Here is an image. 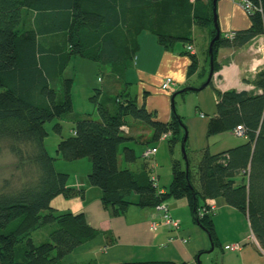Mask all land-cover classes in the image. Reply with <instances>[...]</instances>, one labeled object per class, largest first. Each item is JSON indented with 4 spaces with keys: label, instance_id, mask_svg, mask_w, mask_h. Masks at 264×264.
<instances>
[{
    "label": "trees",
    "instance_id": "obj_1",
    "mask_svg": "<svg viewBox=\"0 0 264 264\" xmlns=\"http://www.w3.org/2000/svg\"><path fill=\"white\" fill-rule=\"evenodd\" d=\"M252 1L256 9L247 14L250 26L234 32L232 39L221 33L216 41L215 72L220 68L219 47H243L264 34V0ZM212 6V0H0V155L7 150L15 159V171L0 181V264H60L102 233L88 224L85 213L58 214L51 207L60 195L83 194L68 187L69 174L55 169V158L45 144L46 123L74 112L75 80L65 75L72 59L82 57L107 66L108 75L129 86L125 74L140 51L143 32H151L162 46L170 48L178 42L193 43L191 29L198 26L210 29L205 50L209 61L208 46L215 36ZM187 53L193 70L197 57ZM208 74L204 71L206 79ZM253 84L251 91L217 92L208 135L243 126L245 138L219 153L204 151L198 164L200 189L194 186L190 163L186 170L176 158L172 159L173 178L167 192L153 184L147 162L141 174L119 167V148L132 139L121 129L130 124L128 117L152 130L150 143L170 134L171 153L176 142L183 141L186 126L175 111L170 120L161 121L129 92L122 100L112 99L114 95L103 90V85L91 98L99 117H76L74 134L58 143L57 153L66 161L91 160L88 180L103 191L102 204L113 215L125 213L133 204L127 199L132 193L138 195L136 204L142 207L185 197L196 222L216 244L214 214L200 217L199 212L208 208L206 199L223 198L247 217L264 249V68ZM53 128L61 133L59 122ZM123 153L126 162L136 161L134 149L125 147ZM45 225L50 226V241L35 244L31 232Z\"/></svg>",
    "mask_w": 264,
    "mask_h": 264
},
{
    "label": "crops",
    "instance_id": "obj_2",
    "mask_svg": "<svg viewBox=\"0 0 264 264\" xmlns=\"http://www.w3.org/2000/svg\"><path fill=\"white\" fill-rule=\"evenodd\" d=\"M217 13L220 31L224 35L246 29L251 24L250 16H248L246 12L232 0H219L217 4ZM183 30H185V28ZM197 36L202 39L200 56H198V48L196 44ZM190 38V42H193L197 48L196 59L198 61L193 70H190L192 57L187 53L185 43L182 42V46H178V44L175 43L172 47L166 48L158 42V39L154 34L151 32H143L139 37L140 50L142 51V49L146 47L149 51L146 55L149 54L150 56L152 52H155L154 56H158L156 63H154L150 57L145 60L143 58V56H145L143 52V56H138L136 62H134V65L136 64L134 67L138 75L143 78H147V76L149 77L147 79L148 82L144 84L150 89H152V86L155 87L153 72L160 67L165 76L163 79L162 77L157 79V85H159L160 88L162 82L166 78H172L176 81V86L171 92L177 91L183 87L186 88L187 84L195 87L202 85L206 80V77L203 75L205 61L204 52L209 42L210 29L193 26ZM148 43L149 47L146 46ZM216 59L218 64H220V68L216 71L212 79V84L208 86L212 89L211 93H213V95L211 96L215 101V105L218 101V91L225 92L231 89L238 91H251L255 88L253 80L257 73L264 68V34L256 37L243 47H219ZM97 64V72L104 76L102 79V82L104 83L103 90H107L108 82L106 76L109 74V69L107 66H100L99 63ZM149 64H151V66H149ZM152 70L154 71L152 72ZM192 80H194L193 83ZM195 80L199 85L194 84ZM96 89L98 88H95V90ZM180 91H182V89ZM131 97L137 98V95L134 97L131 95ZM143 102L146 104L145 100ZM146 108L149 111L156 112V109H154L155 107L152 105L148 107L146 104ZM209 111H211V118L214 117L216 106ZM198 114L201 119H205L204 117H201V114L206 115L204 112L199 111ZM75 117H77V115ZM171 117L172 114H168L165 117L162 116V119L168 121ZM210 119L205 123L207 137H209V139L212 136H221L223 137V140L230 139V136L235 137L232 131L208 135ZM127 127L128 135L132 139L128 140L119 148V167L121 169H130L136 174H141L145 166L144 160L141 167H137L136 169L135 165L137 164L135 162H137V159L134 162V166L133 163L126 162L123 150L125 147L134 149L133 143L135 142L144 146L142 147L143 154L146 148L152 147L150 146L152 130L145 125L148 136H146L143 141L144 137H137L131 134V124ZM183 131L185 135V130L183 129ZM165 138L167 137L164 136L160 140ZM224 143L225 141H222L218 145L219 150L214 153L227 150L233 146L239 145L241 142L236 141L235 144L228 145H224ZM201 150L203 153L206 150L210 151L208 139ZM57 156L58 157H54L55 161L58 159L63 160L58 153ZM157 156L158 150L156 148L155 157L157 158ZM188 160L190 163L189 157ZM84 163L86 169L81 171L80 167ZM69 165L70 166L68 167L72 168V170H56L58 172L68 173L70 176L68 187L75 190H82L83 194L82 196H76L73 198H67L60 195L52 200L51 207L58 214L85 213L88 224L91 227L100 230L102 233L94 240L78 247L71 254L66 256L60 264H119L127 261L150 260H169L178 264L182 262L197 264L198 257H200L202 264H216L211 257V254L216 251V248H219L220 250L218 256L220 261L218 264H264V249L253 234L247 217L235 208L227 205L223 198L206 199L204 202L205 207H214L213 213H209L214 214L213 223L216 234V244H214V248L212 249L211 237L209 233L196 222L187 198L172 197L166 201L169 208V214L174 219L180 220V228L174 230L170 226L161 223L159 228L155 230L152 227V223L154 221L161 222L162 217V213L156 210V206L142 207L137 205L136 202L139 197L132 193L127 199L133 204L128 207L125 213L113 215L111 210L105 208L102 204L103 191L99 187L92 186L88 180V175L92 171L91 160L85 158L77 161H70ZM182 166L186 168V165L184 166L183 162ZM157 167H159L158 163ZM161 173L162 171L157 174L158 187L161 192H167L173 177L171 176V179L169 177L166 183L161 184ZM242 217L245 219V226L243 228L236 225L237 222L243 221ZM46 226L47 225L42 226L41 228ZM48 227L50 228V226ZM38 231L41 230H33L31 232V238L34 243L41 244L49 242V230H46L43 236L36 238L35 235ZM171 238L172 241H170ZM184 240L186 241L184 242ZM236 243H241V249L236 251L229 250V247Z\"/></svg>",
    "mask_w": 264,
    "mask_h": 264
},
{
    "label": "rangeland",
    "instance_id": "obj_3",
    "mask_svg": "<svg viewBox=\"0 0 264 264\" xmlns=\"http://www.w3.org/2000/svg\"><path fill=\"white\" fill-rule=\"evenodd\" d=\"M157 8H155L156 10ZM219 23V22H218ZM220 27V26H219ZM178 46H182V42L177 43ZM197 48H198V56H200L201 48H202V39L197 36ZM149 47V43L146 45ZM196 48V49H197ZM207 48V46H206ZM206 50V49H205ZM143 52L144 55L143 56ZM149 51L146 47L140 50L136 56L135 62L138 58V56H143V58L146 60L150 57L152 62L156 63L158 56H154L155 52H152L149 56V54L146 55ZM205 53V52H204ZM197 56V54H196ZM136 65V64H135ZM134 64L130 66L129 70L125 74V81L129 83V89L127 86L123 83L122 80L113 79L111 75H107L106 79L108 82V89L105 90L107 92H110L114 98H119L122 100L123 97H127L128 92L131 93V95L134 97L137 95V102L141 104L144 100L146 101V104L148 107L150 105L154 106L156 109L157 119L161 121H165L162 119V116L165 117L168 114H172L174 111L180 115L183 118L184 124L186 126V130L188 133V140H187V147L186 151H188V157L190 159V166L192 171V178L194 179V186L197 189H200V183H199V174H198V164L202 158L203 152L201 148L203 145L206 144V141L208 139V144H210V151L212 153L219 150L218 145L225 141L224 145L228 144H235L236 141L243 142L244 138H240L236 136L235 131H232L233 135L235 137H229L230 139L223 140V137L221 136H212L210 139L207 137V128H205V123L209 121L211 118V111L210 109L215 108V101L212 99L213 95L211 87H207L202 91H186V92H179L181 89H178L174 92H167L163 91L159 85H157V79L159 77L165 78V76L162 73V69L159 67L157 70H152L154 73L153 80H155V87L152 86V89H150L146 84L147 79L149 78H143L142 76H139L138 73L135 70ZM200 65H201V58H200ZM151 66V64H149ZM98 64L95 61H91L82 57H75L70 62L68 68L66 69L65 75L66 77H72L74 78V106L73 110L74 112L70 115H66L63 119H57L55 121L46 123L45 127L48 129L50 134L46 138V147L48 148L49 152L53 157L57 156V145L59 141L62 139L68 138L71 135H73V121L75 120V116L77 117H87L90 116L93 119H97L98 113L95 107V104L92 101V96L95 93V88H102V85L104 83L101 82L100 78H104V76L97 72ZM205 69V70H204ZM203 70L209 73L210 65L207 58L204 61ZM216 73V72H215ZM204 75V74H203ZM215 75V74H214ZM205 77V75H204ZM194 80H192L193 83ZM195 85H199L198 82L195 80ZM187 87H190L191 85L187 84ZM185 86V87H186ZM201 86V85H200ZM195 87V86H191ZM199 87V86H198ZM160 88V90H159ZM102 93H105L104 91ZM177 93L174 97L173 94ZM127 100L124 101V104H127ZM202 111L206 115H204L205 119H201L198 112ZM128 120L131 124V134L137 137H144L143 141L145 140L147 134V128L144 124L137 122L131 117H128ZM56 122H60L62 126L61 133H57L53 126ZM167 138L159 140L157 142H152L150 146L156 147L158 150V156L157 158L154 156L153 160H155L156 163H158V166L156 171L157 174L162 171L160 174L162 177L161 184H164L167 182L168 178L172 176V159L176 158L178 160H181L185 166V162L183 160L182 156V141L176 142L173 153H171V149L169 147V141H170V134L163 135ZM134 149L136 151L137 155V162H135L137 165L133 163V166L135 165L136 169L137 167H141L143 160L144 162H147V160L144 159L142 154V145L138 143H133ZM230 147V146H229ZM234 147V146H233ZM122 151V147H121ZM149 160V161H153ZM148 161V162H149ZM15 159L14 157L8 153L7 150H3L2 154L0 155V181L3 179V177H9L14 169ZM70 164V161L67 162L66 160L58 159L55 161V169L61 171V170H68L72 168H69L68 166ZM86 169L85 163L81 165L80 170L83 171ZM135 194V193H134ZM236 212V211H235ZM239 214V213H238ZM241 222H237L236 225L240 227L245 226V219L242 217ZM38 233L35 235L36 238H39L43 236L44 232L46 230H49V227H43L38 228ZM48 241H50V237L48 235ZM219 248H216V251H214L211 254V257L213 261L218 264L220 259L219 256ZM219 259V260H218Z\"/></svg>",
    "mask_w": 264,
    "mask_h": 264
},
{
    "label": "built area",
    "instance_id": "obj_4",
    "mask_svg": "<svg viewBox=\"0 0 264 264\" xmlns=\"http://www.w3.org/2000/svg\"><path fill=\"white\" fill-rule=\"evenodd\" d=\"M233 2H236L245 12L246 14H251L255 11L256 7L253 3L252 0H232ZM228 38L232 39L234 38V33H230L227 35ZM186 50L191 54L196 56L197 54V49L194 43L186 45ZM176 86V81L173 80L172 78H166L161 85V89L167 92H171L174 87ZM201 117H204V114H201ZM122 131L125 133H128V127L127 126H122L121 127ZM236 136L240 138H245V130L243 126H238L235 130ZM164 137V136H162ZM156 155V148L154 147H148L143 153V157L145 160H147L148 163V168L150 172V179L153 182V184L158 187V175H157V163L155 160H153V157ZM149 160H153L152 162ZM149 161V162H148ZM156 210L160 211L162 213L161 217V222L154 221L152 223V227L157 230L160 226L161 223L170 226L174 230H177L180 228V220L174 219L170 214H169V208L167 205V202H161L159 203L156 207ZM214 207L211 206L207 209H201L199 212V216L202 217L205 214H209L210 212L213 213ZM172 241V238L170 239ZM186 240H184L185 242ZM242 247L241 243H236L233 244L232 246L229 247V250L231 251H236L240 250Z\"/></svg>",
    "mask_w": 264,
    "mask_h": 264
},
{
    "label": "water",
    "instance_id": "obj_5",
    "mask_svg": "<svg viewBox=\"0 0 264 264\" xmlns=\"http://www.w3.org/2000/svg\"><path fill=\"white\" fill-rule=\"evenodd\" d=\"M219 0H212V11H213V22H214V27H215V36L211 39L209 46H208V55H209V65H210V70H209V74L207 76V79L205 80V82L199 86V87H186L184 88L182 91H201L203 89H205L206 87L209 86V84L211 83L214 74H215V62H214V46L216 41H218L221 37V31H220V27H219V23H218V13H217V4H218ZM176 95L173 94V97ZM185 130V135L182 141V156H183V160L185 162L186 165V170H188L189 167V161H188V156H187V151H186V143L188 140V133L186 128H184ZM198 225L202 228H204L202 226V224L200 222H197ZM205 229V228H204ZM211 244H212V249L214 248V243L211 239ZM197 264H202L200 261V257H198L197 259Z\"/></svg>",
    "mask_w": 264,
    "mask_h": 264
}]
</instances>
